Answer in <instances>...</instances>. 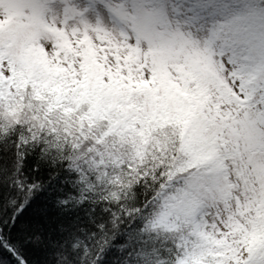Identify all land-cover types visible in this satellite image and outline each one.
Here are the masks:
<instances>
[{
	"label": "snow or ice",
	"instance_id": "obj_1",
	"mask_svg": "<svg viewBox=\"0 0 264 264\" xmlns=\"http://www.w3.org/2000/svg\"><path fill=\"white\" fill-rule=\"evenodd\" d=\"M0 264H264V0H0Z\"/></svg>",
	"mask_w": 264,
	"mask_h": 264
},
{
	"label": "trees",
	"instance_id": "obj_2",
	"mask_svg": "<svg viewBox=\"0 0 264 264\" xmlns=\"http://www.w3.org/2000/svg\"><path fill=\"white\" fill-rule=\"evenodd\" d=\"M45 179H46V177H44ZM43 195H45V193H42L41 194V196H43ZM42 201H41V198L38 196L37 198H36V203L37 204H39V203H41Z\"/></svg>",
	"mask_w": 264,
	"mask_h": 264
}]
</instances>
